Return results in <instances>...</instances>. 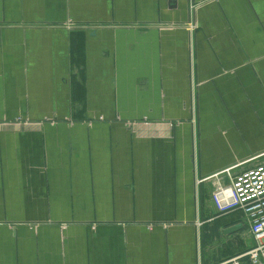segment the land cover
I'll list each match as a JSON object with an SVG mask.
<instances>
[{
    "label": "crops",
    "instance_id": "0c3cea01",
    "mask_svg": "<svg viewBox=\"0 0 264 264\" xmlns=\"http://www.w3.org/2000/svg\"><path fill=\"white\" fill-rule=\"evenodd\" d=\"M259 164L264 0H0V264H232Z\"/></svg>",
    "mask_w": 264,
    "mask_h": 264
},
{
    "label": "built area",
    "instance_id": "2783aa9c",
    "mask_svg": "<svg viewBox=\"0 0 264 264\" xmlns=\"http://www.w3.org/2000/svg\"><path fill=\"white\" fill-rule=\"evenodd\" d=\"M211 200L220 215L240 210L249 223L255 243L245 253L232 258V264H242L244 257L249 264H264V164L237 174L231 184L218 181Z\"/></svg>",
    "mask_w": 264,
    "mask_h": 264
},
{
    "label": "water",
    "instance_id": "95a60500",
    "mask_svg": "<svg viewBox=\"0 0 264 264\" xmlns=\"http://www.w3.org/2000/svg\"><path fill=\"white\" fill-rule=\"evenodd\" d=\"M241 228H242V226H240V225H238V226H232V227L227 228L225 230V233H231V232H233L235 230H238V229H241Z\"/></svg>",
    "mask_w": 264,
    "mask_h": 264
},
{
    "label": "trees",
    "instance_id": "16d2710c",
    "mask_svg": "<svg viewBox=\"0 0 264 264\" xmlns=\"http://www.w3.org/2000/svg\"><path fill=\"white\" fill-rule=\"evenodd\" d=\"M220 215V214H219ZM219 224V222L218 221H215L214 222V225H213V232H216V230L218 229V225Z\"/></svg>",
    "mask_w": 264,
    "mask_h": 264
}]
</instances>
